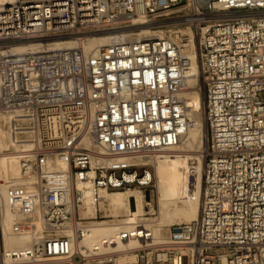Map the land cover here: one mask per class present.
<instances>
[{
	"label": "built area",
	"instance_id": "built-area-1",
	"mask_svg": "<svg viewBox=\"0 0 264 264\" xmlns=\"http://www.w3.org/2000/svg\"><path fill=\"white\" fill-rule=\"evenodd\" d=\"M135 21L167 32L84 50L85 34ZM187 28L205 123L197 216L165 240L138 225L88 244L103 192L149 191L152 165L141 160L188 129ZM55 37L76 43L9 46ZM0 111L8 151L34 177L0 190V264H264V0L0 2ZM85 184L93 215L79 212ZM5 234L26 239L6 246Z\"/></svg>",
	"mask_w": 264,
	"mask_h": 264
},
{
	"label": "bare ground",
	"instance_id": "bare-ground-1",
	"mask_svg": "<svg viewBox=\"0 0 264 264\" xmlns=\"http://www.w3.org/2000/svg\"><path fill=\"white\" fill-rule=\"evenodd\" d=\"M12 0H0V2L9 3ZM131 29L125 30H109L99 31L90 34H85V39L82 43L84 50H91L96 46H100L106 42L114 40L121 35L123 37H159L163 36L167 31L161 27H157L153 23H144L135 21ZM122 32V33H121ZM183 34L188 35L186 41V55L189 58L188 69L185 70L188 91L185 92V100L187 108V124L188 129L184 136L170 150L161 155L152 157L150 160L142 159L141 162L154 166L155 169V200L158 204V214L155 217H146L145 206H150L152 212V191L143 190L140 187L132 186L123 190H113V192H103V198L99 201L98 208L109 211V216H120L115 218V221H93L89 225L87 235L85 236L88 244H98L104 238L113 237L116 231L122 229L132 232L135 226H144L149 230L152 239L165 240L168 238L169 227L174 221L191 222L195 219L200 206V197L202 193L201 174L203 169V159L199 153L193 149H182L191 147L196 143L203 144L204 137L201 136L200 129L202 124L195 111L199 99V93L196 89V76L198 74V65L196 54L192 44V33L187 28ZM76 43V40L69 37H55L48 40L37 41H22L10 43L9 46L13 50L21 51L27 49L46 47H71ZM200 121V122H199ZM7 116L0 111V190L4 191L9 184H29L33 180V175L24 176L20 170V166L16 157V153L8 151L10 147H16L10 140L9 133L6 127ZM204 126V125H203ZM182 139H184L182 141ZM182 141V142H181ZM195 148V147H194ZM205 148V147H203ZM202 150V149H201ZM200 150V151H201ZM204 152V150H203ZM195 153L197 155H195ZM201 155V154H200ZM204 156V154H203ZM195 157L196 165L189 168L181 159ZM194 159V160H195ZM152 163V164H151ZM56 164L51 168L55 169ZM153 180V172L150 173ZM152 183V182H151ZM189 191V198L184 204H180L183 192L179 191L181 187ZM182 187V188H183ZM85 195L83 205L80 208L81 215H93L94 206L92 204V196L89 184L84 185ZM199 195V197H198ZM198 198V199H197ZM153 213V212H152ZM148 213V214H152ZM16 215L9 209L7 210L6 218L4 219L5 228H9L11 222ZM25 237L4 235V243L6 246H22Z\"/></svg>",
	"mask_w": 264,
	"mask_h": 264
},
{
	"label": "rangeland",
	"instance_id": "rangeland-1",
	"mask_svg": "<svg viewBox=\"0 0 264 264\" xmlns=\"http://www.w3.org/2000/svg\"><path fill=\"white\" fill-rule=\"evenodd\" d=\"M198 85V84H197ZM197 90H198V88H196ZM198 93H199V99H198V102H197V107L195 108V111L197 112V114H198V118H199V120L201 121H199L201 124H202V126H201V129H200V133H201V136H203L204 137V143H205V123H204V120H203V115H202V104H201V93H200V91L198 90ZM204 125V126H203ZM6 128V127H5ZM184 139H182V141H183ZM181 141V142H182ZM195 147V148H194ZM203 147H205L206 148V143H205V146H203V144H199V143H196V144H194L193 146H191V147H187V148H182V149H193V150H195L196 151V148H197V151H196V153L198 154L199 153V155L198 156H202L201 157V159H203V154H204V152H203V150H205V148H203ZM202 149V150H201ZM201 150V151H200ZM195 153V155H197ZM201 154V155H200ZM195 159V157H190V158H187V159H181V162L182 163H184V165H186L187 167H191V168H193L197 163H196V159ZM152 164V163H151ZM151 170H152V172H153V180H152V186L149 188L150 190L149 191H152L154 194L152 195V207H153V210H152V212L150 211L151 209H150V206H145V213H147L145 216L146 217H156L157 215L156 214H158V204L156 203V200H155V189H156V183H155V169H154V166H153V164H152V168H151ZM183 187V186H182ZM180 188L179 189V191H181V192H183V196H182V199L179 201L180 202V204L182 203V204H184L185 203V201L189 198V196H190V194H189V191H187L184 187L183 188ZM198 197H199V195H198ZM198 199V198H197ZM101 210V209H100ZM101 211H103V213H104V219H102V220H96V221H101V222H104V221H115L114 219L115 218H120V216H113V217H111V216H109V211H106V210H104V209H102ZM148 213H152V214H148ZM186 221H174V223L173 224H182V223H185Z\"/></svg>",
	"mask_w": 264,
	"mask_h": 264
}]
</instances>
